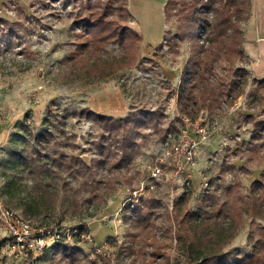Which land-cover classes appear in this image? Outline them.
<instances>
[{
    "label": "rangeland",
    "instance_id": "obj_1",
    "mask_svg": "<svg viewBox=\"0 0 264 264\" xmlns=\"http://www.w3.org/2000/svg\"><path fill=\"white\" fill-rule=\"evenodd\" d=\"M126 1L132 17L116 11L123 5L117 0L112 19L142 37L139 50L117 36L96 42L80 23L90 14L85 0H0V20L7 23L0 31V205L30 220L47 243L21 259L0 234V264H194L178 243L187 232L178 229L176 213L193 216L192 238L210 255L231 224L226 210L232 195L247 197L258 187L264 137H253L254 123L264 121V90H257L254 74L248 71L249 85L233 107L223 100V113L200 104L195 116L180 114L176 93L191 44L158 49L178 26L177 19L166 20L167 0ZM251 3V13L264 20V0ZM235 66L247 68V62ZM230 75L224 61L214 64L213 77ZM81 110L116 119L136 111L157 115L139 122L125 151L123 133L79 117ZM196 122L218 133L200 147L190 184L167 182L143 192L150 167L179 146L185 132L193 136L190 124ZM44 133L49 140L43 142ZM38 154L49 158L36 165ZM172 164L168 160L169 177ZM40 193L48 203L45 214L27 215L25 204ZM140 210L148 212L146 220ZM251 221L243 217L223 252L253 253ZM255 222L264 227V219Z\"/></svg>",
    "mask_w": 264,
    "mask_h": 264
},
{
    "label": "trees",
    "instance_id": "obj_2",
    "mask_svg": "<svg viewBox=\"0 0 264 264\" xmlns=\"http://www.w3.org/2000/svg\"><path fill=\"white\" fill-rule=\"evenodd\" d=\"M83 1V0H74ZM117 0H85L86 10L90 12L88 17H82L80 23L90 28L92 38L97 41H107L116 36L124 44L131 46L132 50H139L142 37L126 24L113 21V3ZM83 3V2H81ZM251 0H167L164 12L166 20L177 19L178 26L175 34L166 32L164 35L165 44H161L158 49L165 46L169 49H177L184 42H189L190 56L185 63L181 77L180 86L177 90V106L180 114L188 117L195 116L199 111V105L208 109L211 113H223L222 103L227 98L228 106L231 108L236 101L245 94L249 85L250 73L246 68L235 66L237 60L244 61L245 53L243 43L245 39L244 24L251 16ZM113 11V12H112ZM127 18L132 17L127 7V1L123 0V5L117 8ZM212 13L213 18L207 19L208 13ZM7 25L4 20H0V31L2 26ZM205 41L202 42V38ZM224 61L228 67L231 77H213L214 64ZM257 90H264V80L255 81ZM79 117L92 121L108 132L123 133V149L128 151L132 141V135L139 128V122L146 118L155 119L157 113L150 111H136L123 119H116L112 116L98 114L92 110H81ZM249 119V118H248ZM254 140L260 141L264 137V121L254 123ZM50 136L52 132H47ZM48 134L40 135L41 141L49 140ZM63 157V156H61ZM49 156L38 154L36 165H42L44 159ZM25 161V158L21 157ZM27 160V159H26ZM26 162V161H25ZM28 162V160H27ZM31 171V170H30ZM257 188L249 196H243L238 191L232 195L227 204V215L231 224L225 235L218 238L217 248L210 255L202 254L196 247L192 238L193 227L189 226L192 215L185 211L183 216L176 213V222L179 230L187 232L185 236H178V243L187 254L188 259L194 264H264V227L259 226L255 221L264 219V172L261 179L255 182ZM253 185V186H254ZM14 182H10L8 187L13 189ZM50 190L51 187L47 186ZM45 194L29 200L26 206V214L31 216L45 214L46 202ZM177 206H175L176 209ZM144 217L148 215L146 210H140ZM94 215V214H93ZM245 215L252 216L250 223L251 232L247 240L253 245V253L241 258L230 252H223V248L234 237L239 229ZM146 220V217H145ZM130 219H125L129 223ZM184 224L186 228H184ZM214 248V246H213ZM53 249H56L54 247Z\"/></svg>",
    "mask_w": 264,
    "mask_h": 264
},
{
    "label": "built area",
    "instance_id": "obj_3",
    "mask_svg": "<svg viewBox=\"0 0 264 264\" xmlns=\"http://www.w3.org/2000/svg\"><path fill=\"white\" fill-rule=\"evenodd\" d=\"M192 132L194 135H186L181 138L179 146L171 147L165 150L164 156L159 158L150 167V174L148 183L142 184V191H153L158 184L178 183L190 184V173H193L198 166V155L200 147L210 141L211 136L217 133L218 130L209 132L207 128H203L198 122L191 123ZM168 160H173L170 177L165 170H170L167 165ZM209 188V181L207 179L203 182L204 189ZM203 195V197H205ZM4 233L11 241L13 252L18 254L17 257L21 259L28 256L29 252H42L46 246V239L37 234V230L30 220H26L20 216L15 215L11 210L3 208L0 205V234Z\"/></svg>",
    "mask_w": 264,
    "mask_h": 264
},
{
    "label": "crops",
    "instance_id": "obj_4",
    "mask_svg": "<svg viewBox=\"0 0 264 264\" xmlns=\"http://www.w3.org/2000/svg\"><path fill=\"white\" fill-rule=\"evenodd\" d=\"M134 29L135 28L134 26ZM245 39L243 43V51L245 53V61L247 62V70L254 74L256 81L264 80V20L263 18L251 13L248 26L245 30ZM218 133V132H217ZM221 134H216L215 139ZM216 141V140H215ZM219 147V144L218 146ZM216 146L212 149H215ZM195 182L198 179L194 175Z\"/></svg>",
    "mask_w": 264,
    "mask_h": 264
}]
</instances>
